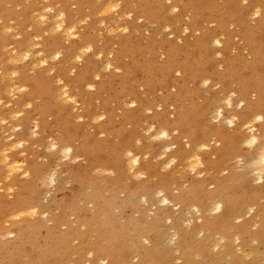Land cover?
<instances>
[{"label": "bare ground", "instance_id": "bare-ground-1", "mask_svg": "<svg viewBox=\"0 0 264 264\" xmlns=\"http://www.w3.org/2000/svg\"><path fill=\"white\" fill-rule=\"evenodd\" d=\"M38 1L0 0V62L12 71L13 79L3 85L0 107L10 121L21 118L13 130L32 124L36 132L45 126L55 141L51 156L60 154L72 161L80 156L88 165L71 166L76 184L69 190L57 188L41 212L27 190L40 177L42 166L34 162L23 168L14 160L10 149H20L21 157L24 140L0 148V166L5 169L0 170V189L3 183L11 197L0 201V264H162L168 258L162 249L166 235L161 228L165 231L166 225L174 230L168 240L174 252L189 250L210 264H264V0H222L220 7L212 0H146L129 13L117 14L118 21L129 25L132 14L155 23L167 9L165 2L171 12L181 10L182 18H187L182 27L185 38H163L158 45L151 39L132 43L134 34L130 40L113 41L114 31L126 32L125 27L106 22L109 13L118 12L120 0H103L99 6L94 0H67L68 7L57 0L55 9V4L42 0L46 4L36 13ZM8 3L20 7V13ZM84 6L102 11L100 24L111 40L103 49L76 29L85 24ZM32 12L36 14L31 18ZM10 22L19 30L15 39L6 34L13 29ZM36 24L40 28L35 29ZM29 26L35 29L31 42L22 35ZM90 27L92 23L84 26ZM37 67L40 72L35 73ZM210 84L217 93L205 90ZM16 95L20 97L13 101ZM11 105L16 111L9 110ZM141 126H146L142 133H147L148 143L152 141L147 150L161 148L167 169L184 161L192 175L204 160L215 168L225 158L242 162L244 147L249 162L241 164L255 172V180L246 184L235 174L213 181L210 188L202 179L187 182V187L179 180L184 189L174 195L165 193L164 183L152 173L147 182L137 183L153 163L142 162L148 154L141 160L143 150L137 145L131 149ZM108 170L113 175L101 178L100 173ZM12 175L16 177L10 182ZM130 195L132 202L127 201ZM52 209L57 211L53 216ZM186 216H192L193 226ZM245 243L261 245L250 262L244 259L256 251L251 246L248 252L243 250ZM213 245L221 251L208 250ZM239 251L244 256L237 257Z\"/></svg>", "mask_w": 264, "mask_h": 264}, {"label": "rangeland", "instance_id": "rangeland-1", "mask_svg": "<svg viewBox=\"0 0 264 264\" xmlns=\"http://www.w3.org/2000/svg\"><path fill=\"white\" fill-rule=\"evenodd\" d=\"M32 1L33 0H23V3L24 4H31L32 3ZM41 1V2H40ZM56 1L57 0H53V1H50L49 0V2L51 3V4H55V7H54V9L55 8H57V7H59V6H56L57 4H56ZM94 1H96V5L97 6H99L100 5V3L103 1V0H94ZM105 1V0H104ZM113 1H116V0H110V2H113ZM151 1H154V0H151ZM212 1H216L215 3L217 4V6L218 7H220L221 6V3H222V0H212ZM8 2H10V0H8ZM35 2V1H34ZM66 2H67V0H61V3H63L64 4V6L66 5ZM119 2V1H118ZM143 2H146V0H120V2H119V10H118V12L117 13H115L116 15H114V13L113 12H111V13H109L107 16H106V22L108 21V23L109 24H113L114 25V27L115 26H119L120 28L122 27H125L126 28V34L127 35H124L125 33H123V32H121V31H119V30H116V31H114V33H112L113 35H112V38L114 39L113 41H115V42H117V39L118 38H121V37H127V38H129V40H130V38H131V35L132 34H134L133 35V38H132V43H135L136 42V40L139 42V43H143V44H145L147 41H149V39H151L150 41H154L155 43H156V45H158L159 43H160V41L161 40H163V38H164V40L165 39H167V40H172V39H174V38H176V37H178L179 39H181V40H183L184 38H185V34L182 32V27H184V25H185V23H186V21L187 20H185V19H187V18H185V17H183L182 18V15H181V10H179L178 11V13H174V12H171L170 11V9H168V5L169 4H166V2H165V7L167 8L166 10H165V12L162 14V15H160V13H159V15L162 17H160V18H158L157 19V21L154 23L152 20H150L149 18H147L146 16H143V17H139V19H137V16L134 14H132V13H130V14H132L131 15V20H132V22H131V20H130V24H132L133 23V25H126L127 23L125 22V21H118L117 19V17L116 16H121L122 15V13L123 14H126V13H129V11L130 10H135V5L137 4V3H143ZM244 1H240V5L242 6H246L245 5V2L243 3ZM246 2L248 3V1L246 0ZM8 4H10L11 5V8H12V10L15 12V13H20V7H14V5H12L11 3H8ZM36 4H38V6H35L34 7V9L36 10V13L38 12V10H37V7H40V6H42V5H44V4H46V2H42V0H39ZM39 4H41V5H39ZM10 5H9V7H10ZM8 6V5H7ZM67 6V5H66ZM68 7V6H67ZM69 9L72 11H76V9H74V8H72L71 6L69 7ZM128 9H130V10H128ZM40 10V9H39ZM89 10V11H88ZM92 10V9H91ZM91 10L89 9V7H85L84 6V9H81V11H82V16H84L85 18H84V20H85V24H83V23H79L78 24V26H77V28L76 29H78V31H79V34H81L82 36L81 37H84V39H86V37H87V41H93L94 42V45H96L98 48H99V50L100 49H103V48H105V46H106V44L108 45L109 43H110V41L111 40H109L108 38H107V32L105 33V30H104V28L101 26V24H100V19H102V17L103 16H101V10H98V9H96V10H92V12H91ZM32 11H33V9H32ZM121 11V12H120ZM85 12H87V16H85ZM90 12V13H89ZM199 11H197V13H198ZM36 13H34V12H32L31 14H30V17L32 18V16L34 15V14H36ZM81 13V12H80ZM85 13V14H84ZM89 13V14H88ZM186 13V15L187 14H189L190 13V9L188 10V12H185ZM111 14V15H110ZM113 14V15H112ZM118 14V15H117ZM199 14V13H198ZM91 15V16H90ZM197 15V14H196ZM89 16V17H88ZM111 16V17H110ZM118 16V17H119ZM181 16V17H180ZM109 17V18H108ZM135 18V19H133V18ZM147 19H149L150 20V22H149V20H147ZM160 19V20H159ZM167 19H169L170 21H171V23H169L168 21H167ZM82 20H83V18H82ZM109 20H110V22H109ZM117 20V21H116ZM127 21H128V19H127ZM136 21V22H135ZM139 21V22H138ZM29 22H30V20H29ZM112 22H117V24L116 23H112ZM161 22H162V24H161ZM90 23H92V27H90V28H88V29H86V28H84V26L86 27V26H88V24H90ZM122 23H123V25H122ZM168 23V24H167ZM3 24V22H1L0 21V25H2ZM31 24V23H30ZM32 24L34 25L35 23H33L32 22ZM83 24V25H82ZM119 24V25H118ZM136 24V25H135ZM9 25H11V27L13 28L12 30H10V32L8 33H6L7 34V36H10V39L12 38V36H13V38L15 39L16 38V36L15 35H17L16 33L19 31L18 30V28H16L15 26H14V23H12V22H10L9 23ZM97 25H99V26H97ZM121 25V26H120ZM168 25V26H167ZM28 26V25H27ZM211 26V25H210ZM214 26H215V23H213V25L211 26V27H209V28H214ZM14 27H15V29H14ZM40 28V24H36V26L34 27L35 29H37V28ZM81 27H83V28H81ZM130 28V30L128 29V28ZM134 27V28H133ZM101 28H103V29H101ZM139 28V29H138ZM35 29H33L31 26H29V27H26V29L24 30V32L22 33V35H23V37L26 39V40H28L29 42H31V41H34V32H35ZM132 29V30H131ZM98 30V31H97ZM101 30V31H100ZM102 30H103V32H102ZM140 32H139V31ZM83 33H82V32ZM86 31V32H85ZM134 31H136V32H134ZM96 32V33H95ZM120 32V33H119ZM117 33V34H116ZM119 33V34H118ZM138 33V34H137ZM169 33V34H168ZM11 34V35H10ZM171 34V35H170ZM106 35V36H105ZM115 35V36H114ZM121 35V36H120ZM114 36V37H113ZM150 36H152L151 38H150ZM21 38H22V36H20ZM90 37V38H89ZM39 39V38H38ZM93 39V40H92ZM159 42V43H158ZM158 43V44H157ZM179 45H181V44H179ZM114 47H116L115 45H114ZM7 49L9 50V49H11V46H8L7 47ZM114 50V49H113ZM104 57V58H103ZM105 57L106 56H104V55H102V60L104 59L105 60ZM95 60V59H94ZM162 60H163V57L161 56V57H159L158 59H157V62L158 63H161L162 62ZM2 63L0 62V95L2 94V90H3V88H4V86L3 85H5L6 86V83H10V81L11 80H13V79H10V78H12V76H11V72L12 71H10V73H9V70L8 69H6L3 65H1ZM78 64V63H77ZM76 64V65H77ZM49 65H53V61H49ZM57 66V65H56ZM77 67L78 68H80L81 67V63H79V65H77ZM41 69V68H40ZM38 70H39V67H37V69H35V73L36 72H38ZM39 72H40V70H39ZM55 72V71H54ZM7 73V74H6ZM106 73H110V72H104V74H106ZM112 73H113V71H112ZM2 74V75H1ZM6 74V75H5ZM55 74H56V72H55ZM2 77V78H1ZM3 77H4V79H3ZM10 77V78H9ZM137 77H139V75L137 76ZM211 87V88H210ZM204 90V89H203ZM205 90L206 91H208L209 90V93H210V91H212L213 93H217V91L215 90V88H214V90L215 91H213V87H212V84H210L207 88H205ZM204 90V91H205ZM142 90L140 89V93H141V95H143V93L141 92ZM204 91H201V92H204ZM211 92V93H212ZM17 96V97H16ZM15 97H14V99H13V101H16L17 99H18V97H20V95H16ZM3 97V96H2ZM2 102H5L4 100L2 101ZM195 104H197V100L195 99ZM2 108L0 107V118H2V120H4L3 121V123H4V125H0V130H3V131H1L0 133L2 134V136H0V148H4V146L6 147L8 144H10L12 141H23V148H24V151H23V155L20 157V154H17V152H19V150L20 149H13V150H11L10 148V151H11V155H13V157H14V160L15 161H17V162H19V163H22V164H24L23 165V168H26L27 166H28V164L29 165H31L32 163H34L35 162V164H37V165H39V166H42L41 168V171H42V173L40 174V177L38 178V179H36L35 181H31V179H30V181H31V183L29 184V186H28V190H27V193L29 192L30 194H32V195H30L31 197H33V199H34V201L38 204V206L40 207V210H41V212L42 211H44V210H42V208L43 207H45V206H48L51 202L50 201H52L51 199H53V197H54V194H55V190L57 189V188H61V189H64V190H69L70 188H71V185L72 184H76L74 181H75V179H74V177H73V174H72V171L70 170L71 169V166H75L76 164V166H80V167H86L87 165H88V162H87V160L84 158V157H80V156H78L74 161H72L70 158H68L67 159V157H64L63 155V157L62 156H60V154L59 155H56V156H51L52 154H53V150L51 149V145L55 142L54 140H53V136H51V134H49V132H48V130H47V128L45 127V126H39L38 127V129L36 130V132H35V130L33 129V127H32V124L30 125H27V124H25V127L23 128V126H19V128H20V131H16V130H13L12 128H13V126L15 127V126H17L18 124H20L19 122H20V120H21V118H20V120H16V119H11V121H10V116H6V114H5V111L3 112V110H1ZM9 110H14V111H16V108H15V106H12L11 105V107L9 108ZM3 116V117H2ZM1 120V119H0ZM48 120H50L51 121V119L49 118ZM5 121H7V122H5ZM9 121V122H8ZM18 121V122H17ZM75 121H76V123H75ZM74 122H73V124L75 123V124H78L79 122H77V120H75ZM10 122H11V124H10ZM84 123V122H83ZM17 124V125H16ZM9 126V127H8ZM2 127V128H1ZM12 127V128H11ZM42 127V128H41ZM41 129V130H40ZM11 130V131H10ZM34 131V132H33ZM91 130H88L87 132H90ZM142 131H145L146 132V126H141V130H140V134H139V137L138 138H136L137 140H134L133 142H132V144H131V149H132V146H133V150L134 149H136V148H140V149H142L143 151L141 152V160L143 159V157L144 156H146L147 154V156L146 157H144L145 158V160H143L142 162H147L148 163V165L149 164H151L152 162V164L150 165V166H147V168L150 170L149 172H148V170L147 171H144V172H142V173H144L143 174V176L142 177H140V179L138 178V179H136V182L137 183H145V182H147V180L148 179H150V174L152 173V176H156L155 177V179H157V180H162V182L164 183V186H165V188H166V192L165 193H167V194H172V195H174V193H176V192H178V191H180V188H181V190L182 189H184V187L187 185L188 186V183H192L193 182V180H198V181H200L201 179V181H205L206 182V188H207V186H209L208 188H210V187H212V182L213 181H216V180H221V179H225V178H231V177H233V175H238V176H242L240 179H241V182H242V180L243 181H245V182H243V183H246V184H253V181L255 180V179H253L254 177H255V172L253 173V170H251L250 169V167H243L244 166V164H248V162L249 161H247V160H245L246 159V152L245 151H247V149L246 148H242V150L240 151V154H241V157H242V159L245 161H243V160H241L244 164H241L242 162H239L238 160H236V159H227V158H225V159H223V160H221L220 162H219V160L218 159H212V160H214L217 164L216 165H214V166H216L217 168H215V167H213L212 166V164H210V165H208L209 164V162L208 161H206V160H204L203 161V166H201V167H199L198 169L200 170H198V169H196V173H194V174H190V173H193V172H191V171H189V169L188 168H186V164L184 163V161H182V162H177L176 164H174V165H172V168H171V166H169V168L167 169V167L168 166H166V164H164V163H166V161H167V159L165 158H163V156H161L162 155V153L160 152L161 151V148H159V149H157V150H155V151H150V150H147V149H150L149 148V146H151L150 144H152V141H151V143H148L150 140L148 139V135H147V133H145V132H143L142 133ZM3 132V133H2ZM4 132H5V134H4ZM28 132V133H27ZM31 132H33V133H31ZM236 132H238V130H236L235 131V134H238V133H236ZM240 132V131H239ZM12 133V134H11ZM242 132H240L239 134H241ZM0 134V135H1ZM17 134V135H16ZM33 134H34V137H33ZM14 135V136H13ZM27 135H29L28 136V138H27ZM36 135V136H35ZM5 136H7V138L5 137ZM11 136H12V138H11ZM22 136H24V137H22ZM32 136V137H31ZM4 137H5V139H4ZM29 137H31V138H29ZM263 137H264V135H263ZM2 138V139H1ZM9 138H10V140H9ZM34 138V139H33ZM51 138V139H50ZM100 139H103L104 137H99ZM139 138H140V140H139ZM25 139H28L27 141H25ZM51 140V141H50ZM10 141V142H9ZM136 142V143H135ZM137 142H139L138 144H137ZM2 143V144H1ZM25 143H27L26 145H25ZM51 143V144H50ZM144 143V144H143ZM148 144V145H147ZM138 147H137V146ZM144 145V146H143ZM143 146V147H142ZM145 148V149H144ZM147 150V151H146ZM160 150V151H159ZM150 152V154H149V152ZM244 151V152H243ZM15 152V153H14ZM163 152V151H162ZM248 152V151H247ZM26 153V154H25ZM135 153V152H134ZM133 153V154H134ZM143 153V154H142ZM25 154V155H24ZM50 154V155H49ZM145 154V155H144ZM157 154H158V156H157ZM244 154V156H242ZM150 155V156H149ZM148 156H149V158H148ZM155 157H159V160H157V158H155ZM78 158H80V159H78ZM161 158V159H160ZM163 158V159H162ZM28 159V160H27ZM47 159V160H46ZM68 160V161H66V160ZM156 159V160H155ZM78 160V161H77ZM82 160V161H81ZM240 160V159H239ZM73 163H72V162ZM155 161V162H154ZM160 161V162H159ZM237 161V162H236ZM51 162V163H50ZM85 162V163H84ZM26 163V164H25ZM125 163V162H124ZM161 163V164H160ZM47 164H49V165H47ZM158 164V165H157ZM124 165V164H123ZM161 165V166H160ZM162 165L164 166V168H162ZM222 165V166H221ZM242 165V166H241ZM182 167L183 169H184V167L186 168V169H182V168H179V167ZM184 166V167H183ZM220 166V167H219ZM223 166H224V168H223ZM124 167H126V172H127V170H128V166H124ZM155 167V168H154ZM162 169H161V168ZM68 168V171L66 170V169ZM150 168H154V169H150ZM157 168V169H156ZM203 168V169H202ZM219 168V169H218ZM227 168V169H226ZM246 168H249V171H252V173L251 172H249L248 171V169H246ZM188 169V170H187ZM216 169H218V170H216ZM225 170V171H223V172H220L219 170ZM0 170L2 171V172H4L5 173V169L4 168H2L1 166H0ZM156 170V171H155ZM187 172H189V173H187ZM232 170H234V172L232 171ZM235 170H236V172H235ZM65 171V172H64ZM66 171H67V173H66ZM155 171V172H154ZM182 171V172H181ZM231 171L233 172V173H231ZM249 172V174H251V175H249L248 176V178L246 177L248 174V172ZM64 172V173H63ZM105 172V171H104ZM103 171L101 172V173H103V174H101L100 173V177L102 178V177H108L107 175H110V176H112L113 175V172L110 170H108V173H106L107 172V170H106V172L104 173ZM112 173V174H110V173ZM129 172V171H128ZM181 173V175L183 176H180V173ZM186 172V173H185ZM201 173L200 175H199V177L201 176V175H203V176H201L200 178H198V175H196L197 173ZM231 174H230V173ZM247 172V173H246ZM69 173V174H68ZM184 173V174H183ZM228 173V174H227ZM244 173V175H245V177H246V179H245V177L243 176V175H241V174H243ZM66 174V175H65ZM158 174V175H157ZM229 176H227V175ZM72 175V176H71ZM106 175V176H105ZM226 175V176H225ZM252 175H254V176H252ZM160 176V177H159ZM195 176V177H194ZM224 176V177H223ZM16 177V175H12V177L9 179V181L11 182V181H13L14 180V178ZM69 177V178H68ZM222 177V178H221ZM51 178V179H50ZM53 178V179H52ZM68 178V180H69V182H68V180H66ZM182 178L184 179V180H182ZM249 178H251V179H249ZM50 179V180H49ZM55 179V180H54ZM64 179V180H63ZM146 179V180H145ZM206 179V180H205ZM253 179V180H252ZM20 180H24L25 181V179H19V181ZM28 180H29V178H28ZM164 180V181H163ZM173 180V181H172ZM181 181V183L183 184H181L182 186H184V187H182L181 185L179 186V184H180V181ZM251 180H252V182H251ZM50 181H52V183L54 182V184H52ZM63 181H65L64 183H68L69 184V186H67V184H63ZM67 181V182H66ZM33 182V183H32ZM60 182V183H59ZM188 182V183H187ZM185 183V184H184ZM2 184V188L0 189V201H2L3 199L4 200H10V198L11 197H8V196H6V191H5V189H4V187H3V183H1ZM59 184V185H58ZM123 184V182L122 181H118V185H122ZM170 184V185H169ZM172 184V185H171ZM31 185V186H30ZM58 185V186H57ZM62 185V186H61ZM65 185V186H64ZM168 185V186H167ZM54 186V187H53ZM186 186V187H187ZM56 187V188H55ZM64 187V188H63ZM67 187V188H66ZM70 187V188H69ZM172 188V189H171ZM13 189H15V187H13ZM171 190V191H170ZM172 190H173V192H172ZM31 191V192H30ZM176 191V192H175ZM171 192V193H170ZM122 196V197H121ZM120 197H121V199L123 198V195L120 193ZM148 199V201L150 202V200L152 201L153 200V198L152 197H148L147 198ZM127 201L129 202H132V196L130 195V196H128L127 197ZM54 210V211H53ZM39 213V212H38ZM54 213V214H53ZM57 213V211L55 210V209H52V211L50 212V215L51 216H53V215H55ZM178 213V212H177ZM176 213H174V215H175ZM177 216V215H176ZM72 218V217H71ZM71 218H69V220L71 219ZM189 218V219H188ZM191 218H192V216H191ZM189 216H186V217H184V220L186 221V219H188L187 221H189L190 219H191ZM72 220V219H71ZM193 220V219H192ZM186 221V222H187ZM190 224L193 226V222H191V220H190ZM185 226L186 225H188V224H184ZM184 226V227H185ZM167 229H169V230H167ZM171 227L169 228V225H168V227H167V225H166V228H165V231H164V228H161V230L164 232V234L166 235V241L165 242H162V246H163V250L166 252V254L163 256V257H167V255H168V258H163V263L162 264H188V262H189V264H198V261H199V264H210V263H208L209 261L208 260H206L205 258H195V256H193V254L189 251V250H180L179 252H174L173 251V243H169L168 242V240H169V237L171 238V236H172V233H173V229H172V231H171ZM184 230L186 229V227L185 228H183ZM167 230V231H166ZM206 233L207 232H205L204 234H202V233H200V235L202 236V235H206ZM199 235V236H200ZM197 238V240H199V239H201V237H196ZM216 239V238H215ZM202 240H204V239H202ZM202 240H200V241H202ZM213 242H214V239L212 240ZM211 241V242H212ZM168 242V243H167ZM195 241H192V243L191 244H193ZM212 242V243H213ZM246 242V241H245ZM245 244H247V243H245ZM249 245L251 246V247H253L254 248V246H252L250 243H249ZM250 246H248V244L246 245V247H244L243 248V250H245V251H249V249H248V247H250ZM208 248V250H211V252L212 253H219L220 251H221V249H220V246L219 245H213L211 248H210V246H208L207 247ZM260 249H261V245H257L255 248H254V252L255 253H251L250 254V256H248L247 258H245L244 260L246 261V262H250V261H252L253 260V258L255 257V255H256V253H259V251H260ZM187 251V252H186ZM243 252V251H242ZM241 251H239V252H237L236 253V256L237 257H239V256H244V254L242 253ZM191 254L190 256H192L191 257V259H190V261H186V259H187V255L188 254ZM194 257V258H193ZM136 259L137 258H134L133 260H132V263H134V262H136ZM165 259V260H164ZM200 261H202V262H200ZM165 262V263H164ZM23 264H25V263H23Z\"/></svg>", "mask_w": 264, "mask_h": 264}]
</instances>
